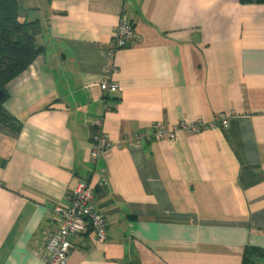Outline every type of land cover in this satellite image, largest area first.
I'll use <instances>...</instances> for the list:
<instances>
[{
	"label": "crops",
	"instance_id": "crops-1",
	"mask_svg": "<svg viewBox=\"0 0 264 264\" xmlns=\"http://www.w3.org/2000/svg\"><path fill=\"white\" fill-rule=\"evenodd\" d=\"M20 1L43 52L5 86L14 125L0 126V264H46L52 211L79 181L107 237L85 238L67 264H242L264 254V4ZM122 18L135 38L109 60ZM106 77L116 93L101 92ZM217 114H232L226 130L149 134L156 122ZM97 130L113 143L148 135L94 160Z\"/></svg>",
	"mask_w": 264,
	"mask_h": 264
},
{
	"label": "built area",
	"instance_id": "built-area-1",
	"mask_svg": "<svg viewBox=\"0 0 264 264\" xmlns=\"http://www.w3.org/2000/svg\"><path fill=\"white\" fill-rule=\"evenodd\" d=\"M134 38L131 25L122 18L114 30L112 49L107 53L108 59L111 60L116 51L130 46ZM112 70L113 68L109 64L106 66L105 72L109 73ZM99 88L102 93H116L118 87L106 77L101 80ZM231 116L232 114H217L209 122L181 121L173 126L156 122L150 126L149 134L157 141H172L178 132L191 135L199 134L202 131L226 130ZM94 126L99 129L100 121L97 120ZM147 135V132H139L124 138L123 141L113 143L101 130H97L93 139L91 156L97 160L112 146L136 147L146 139ZM93 199V191L89 184L79 181L68 196V204L54 207L51 215L57 230L50 233L42 244L46 264H67L70 252L80 246L79 244L83 243L85 238L100 243L106 240L107 219L95 208Z\"/></svg>",
	"mask_w": 264,
	"mask_h": 264
},
{
	"label": "trees",
	"instance_id": "trees-1",
	"mask_svg": "<svg viewBox=\"0 0 264 264\" xmlns=\"http://www.w3.org/2000/svg\"><path fill=\"white\" fill-rule=\"evenodd\" d=\"M254 1L264 4V0ZM20 18L17 0H0V126L4 127L14 125L3 106L7 98L5 86L32 65L43 52L36 45L40 30L38 21H22ZM255 258L264 260V254L246 253L242 264H255Z\"/></svg>",
	"mask_w": 264,
	"mask_h": 264
},
{
	"label": "rangeland",
	"instance_id": "rangeland-1",
	"mask_svg": "<svg viewBox=\"0 0 264 264\" xmlns=\"http://www.w3.org/2000/svg\"><path fill=\"white\" fill-rule=\"evenodd\" d=\"M17 3H18V8H19V13H22L21 11V9H22V6H21V4H22V1H20V0H17ZM30 5H33V6H35V4L34 3H32V2H30ZM262 264H264V263H262Z\"/></svg>",
	"mask_w": 264,
	"mask_h": 264
},
{
	"label": "water",
	"instance_id": "water-1",
	"mask_svg": "<svg viewBox=\"0 0 264 264\" xmlns=\"http://www.w3.org/2000/svg\"><path fill=\"white\" fill-rule=\"evenodd\" d=\"M0 99H1V92H0Z\"/></svg>",
	"mask_w": 264,
	"mask_h": 264
}]
</instances>
